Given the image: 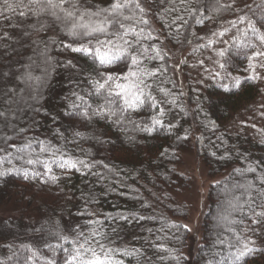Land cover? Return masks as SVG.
<instances>
[{
  "label": "trees",
  "instance_id": "1",
  "mask_svg": "<svg viewBox=\"0 0 264 264\" xmlns=\"http://www.w3.org/2000/svg\"><path fill=\"white\" fill-rule=\"evenodd\" d=\"M238 18L180 82L167 48L193 59L200 25ZM190 140L226 172L191 261ZM2 206L0 264H264V0H0Z\"/></svg>",
  "mask_w": 264,
  "mask_h": 264
},
{
  "label": "rangeland",
  "instance_id": "2",
  "mask_svg": "<svg viewBox=\"0 0 264 264\" xmlns=\"http://www.w3.org/2000/svg\"><path fill=\"white\" fill-rule=\"evenodd\" d=\"M242 18H238L231 22L226 23L224 26L217 28L215 31L213 29H207L205 26L200 25L196 29V33L202 37V46L196 57L193 59H184V53L178 54L176 49L167 48V52L171 58V63L175 69L176 78L181 82L182 79V67L184 61H188L186 67L189 70H194V67L199 65H206L207 68L212 67V63L214 57L219 55V48L214 51L213 50V40L212 37H220L224 35L225 38H231L234 34H236L237 30H239V21ZM209 26L206 24V27ZM253 36V35H252ZM164 46H168L164 43ZM219 47V46H217ZM216 47V48H217ZM179 69V70H178ZM6 133V132H5ZM193 140H190L181 151H178L180 156V161L177 164V170L187 177L188 186L180 188L176 191H172V195L174 200L177 203L185 204L187 206V215L184 219H181V223L187 227L189 231V235L187 238L186 248L184 253L189 261H191L194 253L196 252L197 246L201 243V225L202 218L207 207V192L210 185L222 179L225 173H220L219 175L210 176L208 173V169L204 164L201 156L196 153L195 147L193 145ZM224 198L221 194L220 197ZM8 217H16L13 215L12 208L9 206L0 207V219H5ZM33 224L28 225L30 229H33L34 225L37 223V218L34 216L32 218ZM66 225L68 222L65 223ZM217 226L219 228H223L227 225L225 221L219 223L217 222ZM25 228V227H24ZM26 235L30 236V239L34 242H43L40 241L38 234L35 233H27ZM250 246L254 245H262L264 246V232L260 228L254 231V234L251 235V240L249 242Z\"/></svg>",
  "mask_w": 264,
  "mask_h": 264
}]
</instances>
